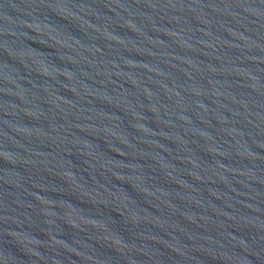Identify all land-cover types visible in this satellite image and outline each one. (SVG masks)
<instances>
[{
    "label": "water",
    "instance_id": "obj_1",
    "mask_svg": "<svg viewBox=\"0 0 264 264\" xmlns=\"http://www.w3.org/2000/svg\"><path fill=\"white\" fill-rule=\"evenodd\" d=\"M0 264H264V0H0Z\"/></svg>",
    "mask_w": 264,
    "mask_h": 264
}]
</instances>
